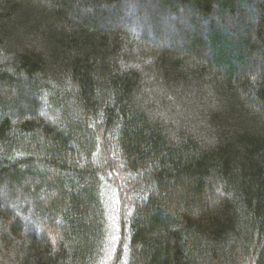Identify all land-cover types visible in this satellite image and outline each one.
Masks as SVG:
<instances>
[{
    "label": "trees",
    "instance_id": "trees-1",
    "mask_svg": "<svg viewBox=\"0 0 264 264\" xmlns=\"http://www.w3.org/2000/svg\"><path fill=\"white\" fill-rule=\"evenodd\" d=\"M108 195L126 264H264V0H0V264H104Z\"/></svg>",
    "mask_w": 264,
    "mask_h": 264
},
{
    "label": "rangeland",
    "instance_id": "rangeland-1",
    "mask_svg": "<svg viewBox=\"0 0 264 264\" xmlns=\"http://www.w3.org/2000/svg\"><path fill=\"white\" fill-rule=\"evenodd\" d=\"M107 206L109 209V251L106 254L104 264H126L127 242L123 239V234L118 230L119 209L113 195L107 196ZM125 242V244H124Z\"/></svg>",
    "mask_w": 264,
    "mask_h": 264
}]
</instances>
